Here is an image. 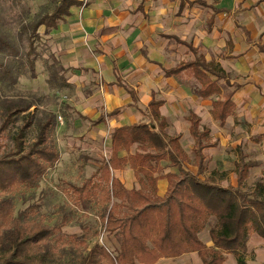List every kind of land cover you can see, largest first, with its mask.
<instances>
[{"label": "rangeland", "instance_id": "1", "mask_svg": "<svg viewBox=\"0 0 264 264\" xmlns=\"http://www.w3.org/2000/svg\"><path fill=\"white\" fill-rule=\"evenodd\" d=\"M205 1L206 5L189 1L180 11L181 0H84L76 12L81 34H76L75 44L79 49L73 52L72 65L64 66L63 49L54 45L59 42H54L41 26L36 39L37 77L32 78L28 68L21 69L29 49L30 25L40 14L51 12L56 0H0V36L18 49L16 56L7 49L0 51V60L13 69L12 79H0V124L5 113L4 102L9 100L33 104L29 111L38 119L53 113L57 121L53 139L61 153L38 186L0 191V198L11 200L14 217L60 227L51 239L61 249L56 256L62 262H80L95 243L105 246L113 255L119 253L120 235L103 229L99 196H88L89 191H85L80 198L72 186L82 185L91 176L97 191L105 185L98 169L112 154L111 133L118 124L145 122L159 128L151 114L152 96L165 100L161 107L163 115L173 113L178 117L169 118L173 123H167L165 135L168 139L169 132L182 136L179 142L191 155L185 164L188 169L194 172L196 167L190 147L193 143L189 139L190 121H185V114L194 110L200 112L201 126L211 129L213 143L205 149L207 168L199 176L213 175L220 185L238 186L237 165L244 159L255 165L250 168L243 189H255L257 181L264 183V52L258 46L264 43V0ZM211 6L224 11L215 13ZM213 14L214 26L219 30L214 34L208 31V19ZM238 16L251 28L252 42L246 41L245 35L235 27ZM168 33L192 42L208 59L230 72L235 83H244L235 90L233 99L237 106L224 125L210 118L212 99L195 93L199 82L191 71L164 76V68L195 57L187 46L167 37ZM229 40L233 41V47ZM110 65L117 66L112 69L116 77L112 85L106 84L104 77ZM219 84L223 89L221 96L236 88L224 80ZM128 89L134 95L130 103L123 99L124 96L129 99ZM112 95H116L113 105L125 103L116 114L106 116L104 122L93 123L108 112ZM175 98L181 106L172 109L170 103ZM22 123L23 113L0 135V152L15 148L14 135ZM37 132L38 124L34 123L26 133L29 143L35 140ZM131 149L136 151L137 146ZM136 184L142 187L138 180ZM215 223L212 217L200 231L203 239ZM253 234L256 233L250 234L244 255L249 262L264 264V237L259 235L262 239L250 242ZM82 240H87V249L83 248ZM74 244L78 247L71 246ZM176 260L175 264H182L180 259ZM223 264H237L236 255L226 256Z\"/></svg>", "mask_w": 264, "mask_h": 264}, {"label": "trees", "instance_id": "2", "mask_svg": "<svg viewBox=\"0 0 264 264\" xmlns=\"http://www.w3.org/2000/svg\"><path fill=\"white\" fill-rule=\"evenodd\" d=\"M200 1L206 5L203 0ZM83 4L84 0H56L51 12L40 14L31 23L29 49L26 62H21V69L26 71L28 68L32 78L37 77L35 56L39 28L45 26V33H49L58 27L60 21H66L72 15L73 7ZM211 7L215 13L224 11ZM213 17L209 20L210 24H213ZM236 26L245 35L246 41L252 42L251 31L241 23L240 16L236 18ZM166 36L186 45L195 57L164 68V75L171 77L191 71L199 82L195 93L201 98L212 99V117L224 125L237 106L233 99L235 90L244 83H235L230 72L220 63L208 60L192 42L175 34ZM229 45L233 47L232 40H229ZM258 46L264 52V43ZM4 49L11 55H18V49L0 36V51ZM12 70L10 64L0 60V79H12ZM220 80L229 86L236 85V88L221 96ZM63 81H66L65 78ZM128 92L134 97L131 89ZM149 104L159 129L145 122L115 127L111 133L112 154L98 169L102 172L105 185L97 191L91 176L82 185L72 186L80 198L85 191H89L88 196H99L103 229L120 235L119 253L113 255L105 246L95 243L80 262H62L56 256L61 249L51 239L60 227L14 217L11 200L0 198V264H156L162 257H177L191 251H197L204 264H223L229 253L236 255L237 264H255L249 262L244 253L251 233L264 237V183L257 181L255 189H243L249 170L255 163L244 159L238 163V186L220 185L213 175L200 177L199 174L207 168L205 149L213 145L210 142L211 129L202 127L200 116L190 111L187 118L190 133L195 138L194 164L198 167V173H194L185 166L189 158L180 142L165 135L167 119L161 112L164 100L153 96ZM4 105L0 135L16 122V116L21 113L23 123L14 135L15 148L0 152V191L13 192L22 186L36 187L61 156L53 139L56 116L49 113L38 119L35 113L29 111L33 104H25L21 100H9ZM119 109L100 115L93 123L104 122L106 116L116 114ZM34 123L38 124V132L35 140L29 143L26 133ZM134 145L137 150L131 152ZM122 151L128 154L122 156ZM166 160L177 167L178 172L162 173ZM127 164L134 169L141 188L128 189L112 174V169H123ZM160 178L168 180L163 196L157 194ZM89 185H92L91 188ZM212 217L216 220L209 229L213 246H208L199 233ZM81 243L84 249L89 247L87 240ZM71 246L78 247L76 244Z\"/></svg>", "mask_w": 264, "mask_h": 264}, {"label": "crops", "instance_id": "3", "mask_svg": "<svg viewBox=\"0 0 264 264\" xmlns=\"http://www.w3.org/2000/svg\"><path fill=\"white\" fill-rule=\"evenodd\" d=\"M190 1V3L191 4H193L192 3V1H194V0H181V3H180V11H182L183 9H184V7H185V3L187 4V2H189ZM204 2H206L205 0H203ZM261 1V0H260ZM197 2H199V3H201V1L200 0H197ZM208 3V2H207ZM208 4H210V3H208ZM181 6H182V8H181ZM217 7V6H216ZM78 8L79 7H74V8H72V15L71 16H69V17H67L66 18V21H60V23H59V25H58V27L57 28H54V29H51V31L49 32V34L53 37V39H54V42H55V40L56 41H58L59 43H54V45H58L59 47H60V50H61V48L63 49L62 51V63L64 64V66H66V67H69V66H71L72 65V63L73 62H70L71 61V57H74L73 56V52H77L78 51V49L79 48H77V44H75V41H76V34H81V30L79 29L80 27H79V25H78V21L76 20V12H77V10H78ZM218 8V7H217ZM140 10H143L144 11V7L143 6H140ZM215 14V13H214ZM214 14L213 15H211V17L208 19V24H209V27H208V31L210 32V33H215V32H217V31H219L218 30V28L216 27V26H214V24H215V19H214V21H213V24H210V22H209V20L214 16ZM262 14H259V16H261ZM213 18H215V16L213 17ZM240 18H241V20L243 19V17L242 16H240ZM242 23V22H241ZM235 27L237 28V26H236V20H235ZM242 24H244V23H242ZM250 31H251V28H249L246 24H244ZM44 29H45V26H44ZM238 29V28H237ZM227 30L228 31H230V29L229 28H227ZM209 33V34H210ZM213 33V34H214ZM168 34H175V33H168ZM176 35V34H175ZM251 35H252V31H251ZM178 36V35H177ZM213 36V35H212ZM181 38V37H180ZM246 38V37H245ZM181 39H183V38H181ZM184 40V39H183ZM229 42V41H228ZM186 46V45H185ZM196 46V45H195ZM198 47V46H197ZM206 56V55H205ZM207 58V57H206ZM208 59V58H207ZM208 60H210V59H208ZM181 62V61H180ZM178 64V63H177ZM175 66V65H174ZM115 67H117V66H115V65H110L108 68H107V72H106V75L104 76L105 77V83L106 84H110V85H112V83H115V81H116V77H115V74L113 73L114 71L112 70L113 68H115ZM172 67V66H171ZM170 68V67H169ZM165 76V75H164ZM176 76V75H175ZM171 77H173V76H171ZM68 81H70V80H68ZM113 85H115V84H113ZM241 88V87H240ZM117 89H119V87L117 88ZM119 91V90H118ZM118 91H117V93H118ZM122 92H123V90H121V92H119L120 94H122ZM128 92V91H127ZM129 93V92H128ZM129 99H128V97L127 98H125V96H124V101L126 102V103H130V101H132V96L130 95V93H129ZM112 98H109V100H110V106H109V108L107 109L108 110V112H111V111H113L114 109H116V108H119V107H121L120 105H123L124 103L122 102V103H120V104H115V105H113V103H115L114 102V99H115V97H116V95H112L111 96ZM117 97H118V95H117ZM153 97V96H152ZM152 97H151V99H152ZM189 96H187V97H182V98H185V99H187ZM173 98V97H172ZM151 99H150V101H151ZM161 100H163V99H161ZM112 103V104H111ZM166 102H165V100H164V104H165ZM163 104V105H164ZM211 104V103H210ZM108 105V104H107ZM162 105V106H163ZM178 105H180L181 106V104H180V102H179V100L177 99V98H175L173 101H172V103H170V106L172 107V109H175V108H177V106ZM161 106V107H162ZM83 110H86V109H83ZM87 111V110H86ZM191 111H194V110H191ZM108 112H106V113H108ZM161 112H162V108H161ZM196 112V111H195ZM198 115H199V113L200 112H196ZM210 114V118L213 120V121H218V120H215L213 117H212V114L211 113H209ZM102 115V114H101ZM162 115H163V113H162ZM165 116V115H164ZM171 116H173L172 117V119L174 120V119H177L178 117L176 116V114H173V113H169L168 115H166L165 117H166V119H167V123L168 122H170V123H173V122H171V120H169V118L171 117ZM186 116H188V115H186L185 114V117ZM184 117V118H185ZM187 118V117H186ZM185 121H188V118L187 119H185ZM218 122H220V121H218ZM102 123V122H101ZM174 123H177L176 121L174 122ZM125 124H128V123H122V124H118L116 127H119V126H122V125H125ZM129 124H133V123H129ZM159 126V125H158ZM166 127H167V124H166V126H165V129H166ZM159 129V128H158ZM188 131H189V133H190V124H189V127H188ZM164 132H165V130H164ZM169 134H170V136H169V138H175V139H177L178 141L179 140H181V135L180 134H176V133H170L169 132ZM184 135L186 134L185 132L183 133ZM191 137H189V139H190V141L192 140L193 141V143H191L190 144V147H191V151H193V146H194V144H195V138L191 135V134H189ZM186 136V135H185ZM188 138V137H187ZM111 142V141H110ZM183 148H184V150L186 151V153H187V155H188V158H191V155H190V151L188 150V149H186L184 146H182ZM131 152H135V151H133V149H131ZM194 152V151H193ZM120 155H127V152L125 151H123L122 153H120ZM194 157H195V154H194ZM163 164L164 165H166V167H165V169L162 171V173H167V172H178V168L177 167H175V166H171L170 165V161H168V160H166V161H164L163 162ZM196 168H195V170H194V173H198V167L196 166V165H194ZM194 167H192V169H193ZM192 172H193V170H191ZM113 174L116 176V177H118L120 180H122L124 183H125V186L127 187V188H129V189H132V188H134V187H136V188H140L139 186H137V177H136V175H135V172H134V169H132L130 166H126L125 167V169L123 170V169H113ZM157 186H158V190H157V194L158 195H160V196H163L165 193H166V191H167V188H168V180L166 179V178H160L159 180H158V183H157ZM199 237L203 240V242L205 243V244H207L208 246H213V241H212V238H211V236H210V233H208L207 234V236H206V238H202L201 236H200V233H199ZM261 237L259 236V234L257 235V233L256 234H253L252 236H251V239H250V242L253 240V239H260ZM263 238V237H262ZM261 238V239H262ZM230 255H232V253H229V254H226V256H230ZM176 259H180L181 260V262H182V264H186V263H188V264H191V263H193V264H204L203 263V260H202V258L200 257V255H199V253L197 252V251H191V252H187V253H184V254H182V255H180V256H177V257H162L156 264H175L178 260H176ZM138 264H143V263H138Z\"/></svg>", "mask_w": 264, "mask_h": 264}]
</instances>
